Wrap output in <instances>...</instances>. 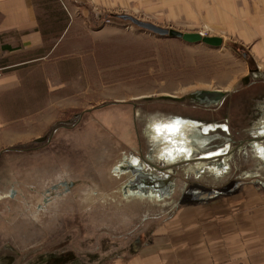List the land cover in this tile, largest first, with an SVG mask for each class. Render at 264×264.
I'll list each match as a JSON object with an SVG mask.
<instances>
[{
    "label": "rangeland",
    "instance_id": "obj_1",
    "mask_svg": "<svg viewBox=\"0 0 264 264\" xmlns=\"http://www.w3.org/2000/svg\"><path fill=\"white\" fill-rule=\"evenodd\" d=\"M144 2L120 0L114 10H92L64 0L72 24L61 43L46 44L43 56L21 70L19 87L0 95V122L15 117L0 128V264L125 263L138 248L136 235L151 220L146 217L178 201L170 196L157 204L121 192L130 179L124 162L143 163L157 137L155 126L221 120L239 142L258 125L264 81L244 88L238 83L249 70L264 71V57L217 25L168 20L173 15ZM126 14L224 43L211 48L160 37L116 17ZM235 87L240 89L212 110L159 99ZM246 148L236 158L238 173L231 161L222 177L203 174L197 187L221 186L216 197H226L227 188L264 175ZM158 156L160 163H170Z\"/></svg>",
    "mask_w": 264,
    "mask_h": 264
},
{
    "label": "crops",
    "instance_id": "obj_2",
    "mask_svg": "<svg viewBox=\"0 0 264 264\" xmlns=\"http://www.w3.org/2000/svg\"><path fill=\"white\" fill-rule=\"evenodd\" d=\"M145 1L144 4L151 10L159 9L173 15L168 20L201 19L217 25L222 28L221 31L237 35L244 46L250 45L255 53L264 57V0ZM78 2L85 6L90 4L92 10H114L119 8L120 0ZM71 11L64 0H0V95L19 87L21 70L25 65L36 63L43 56L42 51L46 44L56 46L61 43L72 24ZM263 117L259 120L255 117L258 125H252L251 130L244 133H248L246 138L259 139L257 137L264 126L261 123ZM190 121L193 120L176 124ZM13 122L14 116L0 122V128L2 126L4 129ZM195 123L202 127L210 125L215 133L216 126L222 121ZM252 146L249 148L253 151L251 155L259 161V167L264 171V160L260 156L264 152V142H253ZM155 150L160 156L166 150L159 147L153 150L149 148L146 152L148 159L156 167L172 166L180 162V159L167 157L170 158V163L162 164L161 159H154L158 155H151ZM244 150L247 149L236 151L234 158L230 157L225 162L223 156L200 167L190 164L177 168L179 172L170 184L168 197L177 196L178 201L171 210L166 211L163 205L159 211L146 217L151 220L143 226L140 232L145 231L136 235L138 237L134 241L138 248L123 264H264V175L255 171L256 176L241 185H235L233 189L227 188V200L220 194L216 197V190H220L221 186L218 188L203 183L200 185H205V188L197 187L198 179L204 177L203 174L210 177L212 175L216 179L222 177L228 171L224 169L231 166V161L233 172L238 173L236 158L242 156L241 152ZM244 176L249 177V173ZM122 186L124 198L133 194L134 189L125 192ZM134 194H140L145 200L156 201L157 204L167 198L159 197L157 193L149 190L144 192L135 189Z\"/></svg>",
    "mask_w": 264,
    "mask_h": 264
},
{
    "label": "water",
    "instance_id": "obj_3",
    "mask_svg": "<svg viewBox=\"0 0 264 264\" xmlns=\"http://www.w3.org/2000/svg\"><path fill=\"white\" fill-rule=\"evenodd\" d=\"M116 17L124 22L128 21L139 29L146 30L154 35L176 38L188 44L202 43L208 47L216 48L221 47L224 43L223 39L218 36L210 37L195 32L184 33L173 28L164 29L148 22H140L127 14L116 15ZM261 80L264 81V71L253 69L249 70L247 75L240 79L238 84H241L244 88L260 82ZM239 89L240 88L235 87L230 92L202 89L190 92L184 98L161 96L159 99L170 103H191L192 106L197 107V109L212 110L217 109L226 100L230 99L232 94L236 93ZM225 121L227 120L225 119ZM178 127V133L173 135L170 140L168 138H153L152 142L154 143L151 145V150H153L155 146L160 145L162 148L161 150H166V152L161 154L162 157H174L175 160L180 159V162L172 166L156 167L152 164L150 159H148L149 157L146 156L147 159L143 161V164L139 162L136 164L128 163L127 167H130L132 179L124 186L125 188L123 191L126 192L130 189H138L145 192L149 190L157 193L159 197H168L170 193V184L175 179V169L189 166L190 164H196L200 167L209 162L219 160V158L223 156V161L225 162L230 157L233 159L235 152L239 151L245 143L248 144L251 141L252 143L264 142V126L259 132L260 136L257 137L259 139H249L248 141L239 143L230 135L226 122L224 124L218 123L215 133L212 132L210 125L202 127L194 121L179 123ZM4 151L6 150H3V152ZM260 154L264 155V152ZM144 165H147L148 168L144 169ZM195 173H197L196 169ZM60 185L65 188L71 186L65 182H62Z\"/></svg>",
    "mask_w": 264,
    "mask_h": 264
},
{
    "label": "flooded vegetation",
    "instance_id": "obj_4",
    "mask_svg": "<svg viewBox=\"0 0 264 264\" xmlns=\"http://www.w3.org/2000/svg\"><path fill=\"white\" fill-rule=\"evenodd\" d=\"M221 106V105H220ZM256 106H260V107H262L261 109V111L260 112H258L257 113V119L259 120L260 119V117H262V116H264V114H262V113H264V102H262V103H260L259 105H256ZM223 117V116H222ZM262 120L261 121H263V122H261V123H264V117L263 118H261ZM250 130H251V128H250ZM249 130V131H250ZM250 138L248 137V139H245V140H241V141H239V142H243V141H248ZM238 142V143H239ZM252 146V141L251 142H249L248 144H244V146L242 147L243 149L244 148H246V147H248V146ZM253 147V146H252ZM246 149H248V148H246ZM261 156V158L263 159V155L261 154L260 155ZM264 160V159H263ZM136 163H138L137 161H135L134 163L132 162V164H136ZM127 165H128V163L126 162V165L125 166H123V170L124 171H126V172H128L130 175H131V172H130V167H127ZM129 168V169H128ZM225 171L226 170H229V168H226V169H224ZM132 176V175H131ZM175 176L177 177V173H175ZM132 179V177H130V179L126 182V184L128 183V182H130V180ZM60 184L62 183V182H59ZM61 186V185H60ZM55 189V188H54ZM49 190H46L45 192H46V194L47 193H49L48 192ZM49 201V196L48 195H45V198H43V203H47Z\"/></svg>",
    "mask_w": 264,
    "mask_h": 264
},
{
    "label": "snow or ice",
    "instance_id": "obj_5",
    "mask_svg": "<svg viewBox=\"0 0 264 264\" xmlns=\"http://www.w3.org/2000/svg\"><path fill=\"white\" fill-rule=\"evenodd\" d=\"M154 131L159 138H170L179 131L178 124H161L156 125Z\"/></svg>",
    "mask_w": 264,
    "mask_h": 264
},
{
    "label": "bare ground",
    "instance_id": "obj_6",
    "mask_svg": "<svg viewBox=\"0 0 264 264\" xmlns=\"http://www.w3.org/2000/svg\"><path fill=\"white\" fill-rule=\"evenodd\" d=\"M159 147H161V146L159 145ZM146 159H147V158H146ZM144 160H145V158H144ZM144 160H143V161H144ZM126 162H127V161H125L124 163H126ZM129 162H130V161H129ZM124 163H123V165H124ZM141 164H143V163L141 162ZM125 165H126V164H125ZM144 166H145V165H144ZM125 172H126V171H125ZM131 177H132V176H131ZM124 188H125V187H124ZM124 188H123V189H124ZM134 190H135V189H134ZM134 190L132 191L133 194H134ZM136 195H137V194H136Z\"/></svg>",
    "mask_w": 264,
    "mask_h": 264
}]
</instances>
